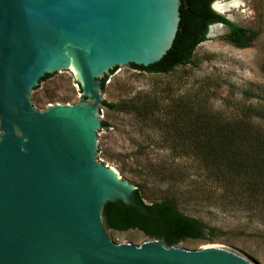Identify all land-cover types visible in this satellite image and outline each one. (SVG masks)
Segmentation results:
<instances>
[{"label":"water","instance_id":"1","mask_svg":"<svg viewBox=\"0 0 264 264\" xmlns=\"http://www.w3.org/2000/svg\"><path fill=\"white\" fill-rule=\"evenodd\" d=\"M180 4L0 0V264H255L219 246L118 243L105 226V204L131 203L137 186L101 160L100 79L154 73L130 63L164 57ZM63 76L84 101L39 110L42 89Z\"/></svg>","mask_w":264,"mask_h":264},{"label":"rangeland","instance_id":"2","mask_svg":"<svg viewBox=\"0 0 264 264\" xmlns=\"http://www.w3.org/2000/svg\"><path fill=\"white\" fill-rule=\"evenodd\" d=\"M237 1L236 8L223 14L254 31L248 47L228 41L226 25L212 24L214 33L197 46L189 64L168 73L118 74L106 86L108 102L140 104L151 100L157 101V106L148 115L108 108L102 115L109 127L101 128V160L139 186L146 202L170 198L185 214L208 225L204 238L182 240L179 246H219L264 264L263 180L256 179L250 191L242 182H229L219 165L186 156L174 141L163 139L173 131L170 116L177 100L198 87L205 89L206 109L225 117L239 116L245 103L264 104V0ZM39 99L37 108L43 110L45 103L47 107L75 104L85 98L74 79L63 76L48 81ZM105 226L118 243L140 244L153 239L137 228L113 230Z\"/></svg>","mask_w":264,"mask_h":264},{"label":"trees","instance_id":"3","mask_svg":"<svg viewBox=\"0 0 264 264\" xmlns=\"http://www.w3.org/2000/svg\"><path fill=\"white\" fill-rule=\"evenodd\" d=\"M214 1L181 0V19L172 47L161 60L149 66L135 63L130 65L144 71L168 73L179 65L189 64L197 46L208 39L209 27L214 23H223L229 28L226 39L235 46L248 47L255 37L254 31L218 13L212 7ZM49 75L51 73L40 81ZM107 75L100 79L102 90L106 89ZM204 90L198 87L177 100L170 116L172 124L169 128L172 127L173 131L163 136V139L174 141L184 149L183 154L186 156L200 158L210 166L219 165L229 182H242L253 191L256 179H262L264 183V104L245 103L239 116L229 118L221 112L206 109ZM37 100L41 103L39 98ZM138 103L103 100V105L111 110L140 115H148L151 108L157 106V101L151 100ZM46 107L45 103L43 109ZM255 119L260 123H256ZM107 127L109 124L102 121V128ZM187 148L189 152H186ZM103 216L110 229L137 228L147 237L164 238L169 245L178 244L182 240L204 238L208 229L202 219L185 214L170 198L146 202L139 186L132 194L131 203L108 201Z\"/></svg>","mask_w":264,"mask_h":264},{"label":"bare ground","instance_id":"4","mask_svg":"<svg viewBox=\"0 0 264 264\" xmlns=\"http://www.w3.org/2000/svg\"><path fill=\"white\" fill-rule=\"evenodd\" d=\"M221 1H224V2H221ZM221 1L220 0L216 1L214 3V7L222 13H227L231 9L236 8L239 4L237 0H229V1L221 0ZM213 31H214L213 26H210L209 33L212 34L214 33Z\"/></svg>","mask_w":264,"mask_h":264}]
</instances>
